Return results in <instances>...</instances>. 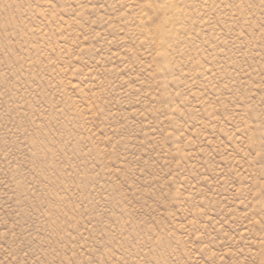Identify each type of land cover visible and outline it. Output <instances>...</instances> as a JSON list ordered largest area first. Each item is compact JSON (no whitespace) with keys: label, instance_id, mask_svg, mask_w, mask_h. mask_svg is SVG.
<instances>
[{"label":"rangeland","instance_id":"rangeland-1","mask_svg":"<svg viewBox=\"0 0 264 264\" xmlns=\"http://www.w3.org/2000/svg\"><path fill=\"white\" fill-rule=\"evenodd\" d=\"M0 264H264V0H0Z\"/></svg>","mask_w":264,"mask_h":264},{"label":"bare ground","instance_id":"bare-ground-1","mask_svg":"<svg viewBox=\"0 0 264 264\" xmlns=\"http://www.w3.org/2000/svg\"><path fill=\"white\" fill-rule=\"evenodd\" d=\"M172 5L173 4H171V7H172ZM177 7V9H178V6H176ZM176 7H175V10H176ZM175 10H173V11H175ZM172 11V12H173ZM168 13V12H167ZM177 15V14H176ZM175 16V15H174ZM171 17V16H170ZM177 18V17H176ZM179 18V17H178ZM169 20V19H168ZM173 20H174V18H173ZM172 20V21H173ZM179 20V19H178ZM181 21V20H180ZM177 23V22H176ZM179 23V22H178ZM169 24V23H168ZM174 24V23H173ZM169 26V25H168ZM169 32H170V30H169ZM162 34V35H166L167 33L165 32V30H164V28L161 26V27H159V26H156L155 27V29L153 30V34H154V36L156 37V36H158V34ZM170 33H172V32H170ZM160 36V35H159ZM158 36V37H159ZM171 36H172V34H171ZM168 39V38H167ZM167 42V41H166ZM165 42V43H166ZM158 43V42H157ZM157 43H155V44H157ZM170 43V42H169ZM169 43H166V45L165 46H167V44H169ZM160 44H162V46H163V43H160ZM157 46H159V44H157ZM168 47V46H167ZM155 48H156V46H155ZM159 49V48H158ZM165 55V54H164Z\"/></svg>","mask_w":264,"mask_h":264}]
</instances>
